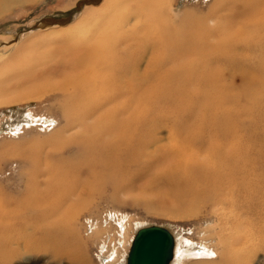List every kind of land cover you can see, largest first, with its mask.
<instances>
[{
  "label": "bare ground",
  "instance_id": "1",
  "mask_svg": "<svg viewBox=\"0 0 264 264\" xmlns=\"http://www.w3.org/2000/svg\"><path fill=\"white\" fill-rule=\"evenodd\" d=\"M25 1L0 0V14ZM95 4L101 8L87 15L100 25L90 34L69 28L62 41L42 40L43 49L22 63L24 72L0 83L2 104L14 100L4 95L24 86L48 87L51 79H63L61 107L70 116L64 131H77L67 137L69 153H60L50 168L60 176L47 181L51 192L39 200L65 186L66 199L75 205L91 188L103 191L109 183L119 194L124 184L118 181L126 175L171 176L189 205L202 201L218 217V251L193 257L215 255L203 264H254L264 251V144L254 145L260 130L253 128L247 106L264 88V0H216L217 14H189L179 23L162 19L165 0ZM24 51L23 45L15 56ZM238 73L246 84V108L232 92ZM170 104L187 105L182 121L177 108L168 111ZM172 122L170 143L159 145L157 131ZM239 228L246 231L238 234ZM53 237L39 233L44 245L27 243L26 252L48 249L62 238ZM7 239L0 241V260L13 253ZM53 255L76 258L65 249Z\"/></svg>",
  "mask_w": 264,
  "mask_h": 264
},
{
  "label": "rangeland",
  "instance_id": "2",
  "mask_svg": "<svg viewBox=\"0 0 264 264\" xmlns=\"http://www.w3.org/2000/svg\"><path fill=\"white\" fill-rule=\"evenodd\" d=\"M87 1H93V4H85ZM97 1L100 0H28L0 14V83L10 75L24 72L22 63L33 60V53L43 49L42 40L62 41V33L69 28L78 35L90 34L96 24L100 25L98 20L87 15L101 8L102 4L94 5ZM165 3L167 11L162 19L169 16L171 22L179 23L189 14L202 17L217 14L216 0H165ZM48 18H68L69 21L66 24L43 22ZM23 45L26 51L15 56ZM146 63V60L141 63V70L145 69ZM233 84L232 92L239 94L238 103L243 106L246 84L242 74H236ZM48 85L24 86L23 91L21 88L4 95L14 98L13 101L0 104V235L6 234L1 235L0 241L5 243L7 237L12 239L9 249L13 251L0 260V264H127L137 232L152 226L166 228L174 235L171 264L211 262L215 255L209 259L193 257V254L218 251L217 214L202 201L189 205L181 198L178 183L172 185L179 181L171 176L126 175L118 181L124 184L119 194L114 193L109 183L103 191L91 188L75 205L74 200L72 203L66 199L65 186L49 199L39 200V194L51 192L47 181L57 180L60 176L50 172V168L57 165L60 153L65 156L69 153L67 137L77 131H64L69 115L61 107L63 79L53 78ZM23 94L26 97L16 98ZM186 106L177 108L170 104L168 111L174 112L177 108L174 114L181 115L182 121ZM247 108L252 112L249 118L254 123L253 128L260 130V134L253 137L254 145L260 148L264 144V88ZM173 124L168 123L157 131L159 145L170 143L168 138ZM174 137L177 138L178 133L173 134ZM66 185L71 188L74 182ZM39 201L43 202L42 208L33 205ZM51 206L56 209L52 214L49 213ZM237 231L242 234L246 230L239 228ZM45 232L62 238L56 239L48 249L26 252L27 243L44 245L36 237ZM59 249L74 252L75 260L69 256H54L55 250ZM254 264H264V251L257 253Z\"/></svg>",
  "mask_w": 264,
  "mask_h": 264
},
{
  "label": "water",
  "instance_id": "3",
  "mask_svg": "<svg viewBox=\"0 0 264 264\" xmlns=\"http://www.w3.org/2000/svg\"><path fill=\"white\" fill-rule=\"evenodd\" d=\"M85 4H93V1H87ZM68 21V18H48L43 22L66 24ZM174 250L175 238L170 230L157 226L143 228L135 236L127 264H171Z\"/></svg>",
  "mask_w": 264,
  "mask_h": 264
}]
</instances>
